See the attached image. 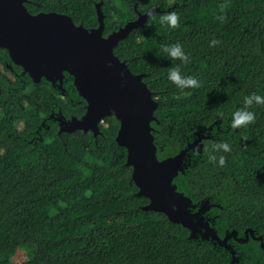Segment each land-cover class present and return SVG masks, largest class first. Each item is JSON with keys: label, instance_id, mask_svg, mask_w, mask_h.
Wrapping results in <instances>:
<instances>
[{"label": "trees", "instance_id": "16d2710c", "mask_svg": "<svg viewBox=\"0 0 264 264\" xmlns=\"http://www.w3.org/2000/svg\"><path fill=\"white\" fill-rule=\"evenodd\" d=\"M24 6L31 15L64 14L85 29L97 27L98 9L103 37L138 14L162 11L113 49L131 74L143 75L157 102V124L151 123L157 158L175 156L205 129L211 139L174 178L176 191L193 204L212 205L207 214L219 237L251 229L264 240V105L248 106L256 115L251 124L230 126L243 96L264 95V0H27ZM169 11L179 17L174 29L160 20ZM213 39L219 43L209 47ZM175 43L187 63L162 52ZM177 66L199 87L169 81ZM62 88L61 94L44 79L34 83L0 50V264H14L20 252L26 257L19 264H230L228 251L189 240L162 213L141 209L148 200L135 195L113 118H104L95 138L58 133L57 113L79 119L85 112L66 73ZM221 142L231 151L214 152ZM210 154L223 155L224 165L210 162ZM229 243L234 264H264L258 241Z\"/></svg>", "mask_w": 264, "mask_h": 264}, {"label": "water", "instance_id": "95a60500", "mask_svg": "<svg viewBox=\"0 0 264 264\" xmlns=\"http://www.w3.org/2000/svg\"><path fill=\"white\" fill-rule=\"evenodd\" d=\"M26 2L0 0V50L34 83L44 79L61 94L64 73L72 78L78 96L85 102V112L79 119H65L57 113L53 119L58 133L90 132L95 138L104 118H113L118 124L114 141L126 150L125 166L131 168L135 195L148 200L143 211L162 213L169 222L186 229L189 240L208 241L228 251L230 264L238 263L231 240L242 244L250 238L264 248L263 238L256 237L251 229L240 237L236 231L219 237L207 214L212 205L207 201L193 204L176 191L173 180L188 168L191 150L196 148L200 153L202 142L211 139L205 129L196 131L192 142L175 156L157 158L151 127V123L157 124L153 115L157 102L143 83V75L131 74L113 49L133 29L142 28L147 18L162 11L154 8L138 14L135 20L103 37V16L98 9L97 27L85 29L64 14L31 15L24 6Z\"/></svg>", "mask_w": 264, "mask_h": 264}, {"label": "clouds", "instance_id": "9594fccd", "mask_svg": "<svg viewBox=\"0 0 264 264\" xmlns=\"http://www.w3.org/2000/svg\"><path fill=\"white\" fill-rule=\"evenodd\" d=\"M178 14L176 11H169L160 17L161 23H166L170 28H176L178 26ZM217 19L223 20L224 17L218 16ZM219 43L218 40H211L209 42V47H213ZM162 52L166 54L167 57L172 59H178L182 63H187L189 61L188 55L183 50L180 43H175L173 45H162ZM168 80L171 81L178 88H196L199 87V81L193 76L182 75L179 66L171 69L167 76ZM243 108H238L231 113L230 126L233 129H238L241 126H247L255 121L256 115L253 111L247 110L248 106L264 105V95L256 94L255 92L243 96ZM214 152L222 151L223 153H228L231 151L230 144L227 142H221L213 145ZM198 156V151L196 148L191 150L190 158L195 159ZM210 162H215L219 166H223L225 163V157L223 155L210 154L208 156Z\"/></svg>", "mask_w": 264, "mask_h": 264}, {"label": "rangeland", "instance_id": "374dc122", "mask_svg": "<svg viewBox=\"0 0 264 264\" xmlns=\"http://www.w3.org/2000/svg\"><path fill=\"white\" fill-rule=\"evenodd\" d=\"M22 248L24 249L25 247H22ZM25 257H26V254L24 252H20L18 254V257L17 256L14 257V259H15V260H13L14 264H19V263L23 262L25 260Z\"/></svg>", "mask_w": 264, "mask_h": 264}, {"label": "flooded vegetation", "instance_id": "af4514ba", "mask_svg": "<svg viewBox=\"0 0 264 264\" xmlns=\"http://www.w3.org/2000/svg\"><path fill=\"white\" fill-rule=\"evenodd\" d=\"M103 124V123H102Z\"/></svg>", "mask_w": 264, "mask_h": 264}]
</instances>
